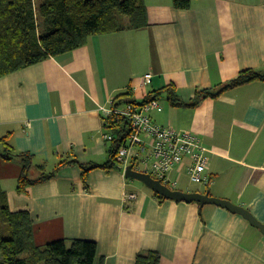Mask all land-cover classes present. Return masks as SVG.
<instances>
[{"label":"crops","instance_id":"1","mask_svg":"<svg viewBox=\"0 0 264 264\" xmlns=\"http://www.w3.org/2000/svg\"><path fill=\"white\" fill-rule=\"evenodd\" d=\"M143 2L147 26L92 36L0 78V138L32 156L29 179L53 174L18 194L22 167L0 158L9 207L29 211L36 246L91 241L104 264H135L146 251L159 264H264V235L225 208L160 201L117 166L88 172L85 188L81 166L103 165L111 147L101 109L118 96H156L162 111L148 112L152 122L192 132L209 151V183H190L186 161L170 173L172 190H209L264 224V81L198 96L242 71L264 75V0H191L187 10L172 0ZM146 73L152 81L143 85Z\"/></svg>","mask_w":264,"mask_h":264},{"label":"trees","instance_id":"2","mask_svg":"<svg viewBox=\"0 0 264 264\" xmlns=\"http://www.w3.org/2000/svg\"><path fill=\"white\" fill-rule=\"evenodd\" d=\"M172 5L178 10H187L191 7V0H172ZM145 26L147 15L143 0H0V78L84 47L92 36L137 30ZM254 80L264 81V75L256 70L242 71L223 84L217 93L204 91L198 96L215 97ZM120 98H115L116 104L136 103L121 101ZM125 126L124 122L110 126L116 139L108 150L106 163L81 166L86 189L88 172L97 167L105 170L116 167L114 159L125 139ZM0 158L21 165L22 172L16 187L18 194H27L29 187L53 176L29 179L32 156L17 152L7 137L0 138ZM73 163L75 161L63 164ZM153 195L160 201L165 200L155 193ZM159 262V255L151 251L138 253L135 258V264ZM0 264H104V261L98 257L97 245L91 241L58 240L36 246L29 211H12L7 193L0 186Z\"/></svg>","mask_w":264,"mask_h":264},{"label":"built area","instance_id":"3","mask_svg":"<svg viewBox=\"0 0 264 264\" xmlns=\"http://www.w3.org/2000/svg\"><path fill=\"white\" fill-rule=\"evenodd\" d=\"M152 74L146 73L142 84H149ZM105 125L118 126L126 123L125 139L117 149L115 164L124 171L128 165L133 170L149 174L153 179L169 189L176 186L177 180L170 178V173L186 166L187 177L192 184L204 185L209 183L207 174V148L203 147L199 138L189 131H176L169 127L156 125L148 116V112L162 111L159 102L153 98L141 103L116 104L115 99L108 109H101ZM106 142L112 143L116 134L109 132L103 135ZM127 198L134 199L130 194Z\"/></svg>","mask_w":264,"mask_h":264},{"label":"water","instance_id":"4","mask_svg":"<svg viewBox=\"0 0 264 264\" xmlns=\"http://www.w3.org/2000/svg\"><path fill=\"white\" fill-rule=\"evenodd\" d=\"M124 176L127 179L135 180L147 189L151 190L153 193L162 197L165 200H173L176 202H185V203H198L200 207L206 204H213L221 208H225L233 214H238L247 220L251 226L257 228L264 235V224L256 220L252 214L246 209L234 205L226 200L217 199L211 197L209 190L204 194L191 192L185 193L178 190H171L165 185L161 184L158 180L153 179L149 174L141 173L133 170L132 165H128L124 169Z\"/></svg>","mask_w":264,"mask_h":264},{"label":"rangeland","instance_id":"5","mask_svg":"<svg viewBox=\"0 0 264 264\" xmlns=\"http://www.w3.org/2000/svg\"><path fill=\"white\" fill-rule=\"evenodd\" d=\"M124 19H126V18H124ZM39 175H40V173H39Z\"/></svg>","mask_w":264,"mask_h":264}]
</instances>
